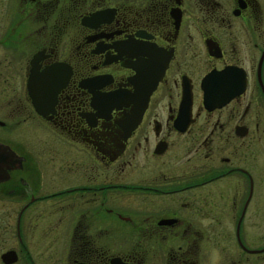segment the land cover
<instances>
[{"label": "flooded vegetation", "instance_id": "obj_1", "mask_svg": "<svg viewBox=\"0 0 264 264\" xmlns=\"http://www.w3.org/2000/svg\"><path fill=\"white\" fill-rule=\"evenodd\" d=\"M0 264H264V0H0Z\"/></svg>", "mask_w": 264, "mask_h": 264}, {"label": "water", "instance_id": "obj_2", "mask_svg": "<svg viewBox=\"0 0 264 264\" xmlns=\"http://www.w3.org/2000/svg\"><path fill=\"white\" fill-rule=\"evenodd\" d=\"M209 94H210V92L207 90V89H205V96H207V97H205V100H204V102L207 104L208 102H209Z\"/></svg>", "mask_w": 264, "mask_h": 264}]
</instances>
